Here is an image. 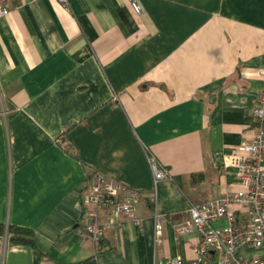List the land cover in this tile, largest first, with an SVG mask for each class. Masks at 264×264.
I'll list each match as a JSON object with an SVG mask.
<instances>
[{
    "label": "crops",
    "instance_id": "1",
    "mask_svg": "<svg viewBox=\"0 0 264 264\" xmlns=\"http://www.w3.org/2000/svg\"><path fill=\"white\" fill-rule=\"evenodd\" d=\"M138 2L12 0L0 17V225L35 238L2 242L0 264L191 260L198 232L175 233L190 204L239 190L223 159L252 139L264 0ZM148 156L169 180L154 184ZM96 173L138 190L141 220L102 211L119 227L100 248L80 218Z\"/></svg>",
    "mask_w": 264,
    "mask_h": 264
},
{
    "label": "built area",
    "instance_id": "2",
    "mask_svg": "<svg viewBox=\"0 0 264 264\" xmlns=\"http://www.w3.org/2000/svg\"><path fill=\"white\" fill-rule=\"evenodd\" d=\"M11 1L0 0V17L9 14ZM55 1L62 8L68 6V0ZM126 1L136 15L141 13L138 0ZM251 115L254 121L251 141L242 145V153L235 152L223 159L225 168L234 169L239 190L202 204H190L189 219L175 229L178 237L192 229L198 232L199 242L192 246L194 258L183 260L177 255L152 264H264V89L257 92ZM58 142H61L60 138ZM148 162L154 184L170 179L155 158L148 156ZM138 203V190L107 180L99 173L94 174L92 183L81 196L82 237L92 240L100 248L106 231L119 227L112 219L100 221V213L105 210L116 218L125 217L140 228ZM220 219L226 220V226L214 228V222ZM160 222L161 215L155 213L156 230ZM6 240V235L0 237V244Z\"/></svg>",
    "mask_w": 264,
    "mask_h": 264
},
{
    "label": "trees",
    "instance_id": "3",
    "mask_svg": "<svg viewBox=\"0 0 264 264\" xmlns=\"http://www.w3.org/2000/svg\"><path fill=\"white\" fill-rule=\"evenodd\" d=\"M6 235L10 244L13 245H31L35 246V238L32 230L17 226H2L0 225V237ZM81 264H93V259L90 258Z\"/></svg>",
    "mask_w": 264,
    "mask_h": 264
}]
</instances>
